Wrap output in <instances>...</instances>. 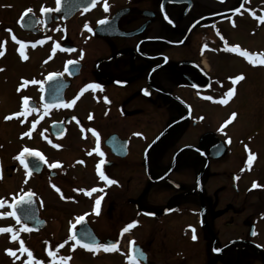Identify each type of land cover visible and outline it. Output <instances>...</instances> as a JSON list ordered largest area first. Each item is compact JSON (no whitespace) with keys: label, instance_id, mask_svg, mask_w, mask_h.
Here are the masks:
<instances>
[{"label":"flooded vegetation","instance_id":"flooded-vegetation-1","mask_svg":"<svg viewBox=\"0 0 264 264\" xmlns=\"http://www.w3.org/2000/svg\"><path fill=\"white\" fill-rule=\"evenodd\" d=\"M78 1L86 10L66 20L54 13L57 0L0 5V89L7 87L4 96L0 92V112L15 105L6 115L21 113L12 125L22 135L30 132L34 142L42 124L49 132L52 123H62L65 135L52 139L70 143L63 149L44 145L66 152L60 154L58 176L76 183L78 217L100 244L116 240L120 247L125 241L128 259L131 248L138 249L144 261L133 264H264V128L241 129L238 135L233 129L244 116L241 100L258 80L252 71L233 85L237 75L222 71L236 55L229 50L230 30H249L248 42L235 44L250 48L260 0H107V12L103 0L95 6ZM42 7L52 11L42 13ZM24 18L29 30L20 26ZM90 84L101 87H86ZM44 87L46 100L56 103L47 108ZM230 88L234 94L221 103ZM42 154V173L57 178L49 176L48 156ZM98 166L117 183L102 181ZM19 169L24 179L36 177ZM92 188L102 191H80ZM34 190L24 193L35 196ZM101 197L97 214L95 200ZM9 213L11 228L28 230ZM106 215L115 217V238L95 223ZM77 222L66 225L62 248L105 254L69 239ZM3 233L9 232L0 237Z\"/></svg>","mask_w":264,"mask_h":264},{"label":"rangeland","instance_id":"rangeland-1","mask_svg":"<svg viewBox=\"0 0 264 264\" xmlns=\"http://www.w3.org/2000/svg\"><path fill=\"white\" fill-rule=\"evenodd\" d=\"M14 0H0V5L2 4H14ZM23 2V1H22ZM260 12L261 16L264 15V0H260ZM15 5V4H14ZM14 8V7H13ZM17 7L13 10L15 11ZM11 23L10 21H8ZM9 27L12 24H6ZM258 30L255 31V36L253 42L249 49L240 48V50H248L249 53L256 54L258 57L264 56V21L260 20L258 24ZM252 30V29H251ZM245 28L240 30H230L231 40L234 43H229L230 46L236 47L237 43L246 44L248 41L244 37L248 36ZM253 32V30H252ZM21 68V66H20ZM254 68L256 69L254 71ZM222 71L226 75H243L250 76L253 71V76L258 80L256 83V88H251L247 99H242L240 107L244 108V116L242 117L241 125L233 128L235 134H239L238 131L241 129L249 130L254 127L264 128V64L257 62L255 65L250 63L245 57L236 53L234 57H229L222 65ZM250 79V78H249ZM248 81V80H246ZM245 81V82H246ZM244 86V83L243 85ZM6 89L0 92L4 93ZM243 90V89H240ZM238 97H240V91L238 92ZM243 97V95H242ZM15 109V105H4L1 107L0 112V202H3V206L0 207V213L5 215L0 218V228L12 227L13 222L6 219L5 216L10 212L9 202L11 199L17 197V195L22 194L27 191L34 190L35 199L37 200L38 207L40 210V217L43 219L46 217L47 221L43 230L40 232H27L22 230H16L19 228L13 227V232L3 234L0 237V264H133L132 260L128 259L127 247L125 246V241L116 251H107L105 254L101 252L95 253H83L78 250H69V247H60L63 245L65 240V229L66 225L71 224L70 222L77 219L78 215L82 212L78 209L75 192V184L63 183L58 174H60V168H63L62 159L66 155V152H62L64 156L60 155L62 153H54L49 151L45 147L44 143L49 145H60V149H63V145L70 143L67 138L64 141H53L52 137L49 135L47 130V125L42 124L37 130L39 133L35 134V142L29 140V136L22 135L23 130L16 128L11 121L4 122L2 117L9 113L11 110ZM217 114V111H213ZM25 147L38 148L43 153L48 156L49 165L52 171L56 173L57 178L49 179L48 174L44 171L42 174L36 176L32 180L24 179L22 171L20 168V159L16 157L19 156L20 152ZM58 148V147H55ZM66 160V158H65ZM7 171H5V168ZM47 174V175H46ZM43 175H45L43 177ZM55 186V187H54ZM60 191H57L56 189ZM75 192V193H74ZM94 221V220H93ZM96 224L100 225L101 232L107 233L108 235L115 238L118 227L115 221V217L112 219L109 215L106 217H99L96 219ZM67 225V226H68ZM70 226H68L69 228ZM16 231H21L19 237L16 240V244L12 242L13 233ZM23 231V232H22ZM7 238H3L6 237ZM21 241H23L24 248L28 249L32 256L31 258L26 251H17L18 247H21ZM64 249H66L64 251ZM11 250V253L9 251ZM64 251V252H63ZM18 252V253H16ZM49 253H52L51 255ZM70 257L68 260H62V257Z\"/></svg>","mask_w":264,"mask_h":264},{"label":"water","instance_id":"water-1","mask_svg":"<svg viewBox=\"0 0 264 264\" xmlns=\"http://www.w3.org/2000/svg\"><path fill=\"white\" fill-rule=\"evenodd\" d=\"M78 0H59V5H57V8L54 10V13L61 14L63 16V19L66 20L67 18H70L73 14L80 10H86L87 7H83V4L79 3ZM167 2H174L179 3L180 0H167ZM49 14V12H48ZM29 22L27 19H23L20 22V26L25 29L29 30L30 27H27ZM30 23V22H29ZM45 92L42 98L43 103H47L46 98L48 96V91L46 87H44ZM49 104V103H47ZM56 103H51L49 105L53 106ZM50 132L52 136L56 139H60L64 136L65 131L62 123H53L51 125ZM26 164H28V168L25 167V164L22 163V166L24 170L29 174H35L40 175L43 169L44 162L39 160V157L29 155V153H24V155L21 157ZM55 173H51L50 177H54ZM23 198V199H22ZM29 194L21 196L16 202L12 204V211L14 214V217L21 223H23L25 226H28L29 229L33 231H41L44 226V220L40 219L39 217V210L37 203L33 197L31 196V202L25 203L23 201L28 200ZM72 235H76L77 239L81 240L80 244L88 243V244H99V239L96 238L88 226L86 221H80L78 223L77 229H75L72 232ZM76 242V240H74ZM113 241L107 240L105 243H112ZM131 255L134 260L144 261V258L142 255H140L138 249L132 248L131 249Z\"/></svg>","mask_w":264,"mask_h":264},{"label":"snow or ice","instance_id":"snow-or-ice-1","mask_svg":"<svg viewBox=\"0 0 264 264\" xmlns=\"http://www.w3.org/2000/svg\"><path fill=\"white\" fill-rule=\"evenodd\" d=\"M98 2V0H92V6H95V4ZM57 4L59 5V0H57ZM102 6H103V8H104V10L107 12L108 11V8H109V5H108V3H107V0H103V4H102ZM49 11H52L51 9H47V8H43L42 7V9H41V12L42 13H44V12H49ZM31 12V9H26L25 10V14H27V13H30ZM259 19L260 20H262V21H264V16H261V17H259ZM107 21L106 20H101V21H99L98 23H100V24H105ZM171 22V21H170ZM85 28H87L89 31H91V28H89V26L87 25V24H85ZM9 32H11V30L9 29L8 30ZM13 39L15 40V37L13 36ZM57 47H58V45H57ZM205 47H206V45H205ZM230 51H236V52H239V54L241 55V56H243V57H245L250 63H252L253 65H255L257 62H259L260 64H264V56H261V57H258L256 54H252V53H249V52H247V51H244V50H240L239 49V47L238 46H236V47H233V48H230L229 49ZM0 54H2V53H0ZM23 55V54H22ZM69 64H71V63H73L72 61H69L68 62ZM52 75H56V74H52ZM51 78V77H50ZM232 79V83H233V85L237 82V81H239V80H242V79H244V76L241 74V75H237L236 77H234V78H231ZM33 83H35L36 81H32ZM26 83H27V81H26ZM86 87H88V88H93V89H97V88H100L101 86L100 85H98V84H90V85H87ZM83 91V90H82ZM234 92H235V89L234 88H230L225 94H224V97L225 98H223V99H221L220 100V102L221 103H227V98H230L233 94H234ZM206 99H209V100H211V99H213L212 97H205ZM24 99V104L25 105H27V103H28V98H23ZM105 100H107V98H105ZM75 101L73 100V102L72 103H74ZM66 107H71V104H67V105H65ZM46 108L47 107H49V106H45ZM30 111L31 110H35V109H29ZM21 113H15L14 115H20ZM27 113H25V115H26ZM237 114L236 113H233L232 114V117H235ZM11 118V116H9V117H6V119H10ZM90 119H91V116L89 117ZM75 119V118H74ZM227 123V122H226ZM35 127V122H33V128ZM222 128H223V126H222ZM93 133H94V135H96L97 136V142L99 141V135H98V133H96L94 130H93ZM24 135H29L30 136V132L29 133H24ZM55 147H60V145H54ZM99 149H98V147H97V151H98ZM24 153H29V155H32V156H36V157H39V160L40 161H43L45 158H44V156L39 152V151H34V150H30V149H28V148H24L23 149V151L21 152V154L18 156V157H16L17 159H21V157L24 155ZM100 155H103V153H100ZM254 155V154H253ZM250 159H251V157H250ZM21 163H24L25 164V167L26 168H28V164H26L25 163V161L23 160V159H21ZM80 163H83V161H80ZM50 166H56V165H50ZM97 171H98V174H99V178L102 180V181H105L107 184H113V183H117L115 180H113V179H110L107 175H105V173L104 172H102V171H100V169H99V166L97 167ZM0 178H2V177H0ZM257 185H256V183L254 182L253 183V187H256ZM55 187V186H54ZM57 191H60L58 188L56 189ZM80 191H85L86 192V194H88V195H91V193L92 192H95V191H102V189H97V188H92L91 190H80ZM33 194H29V198H28V200H26V201H23V202H25V203H30L31 202V196H32ZM23 199V198H22ZM101 199H102V197L101 198H97L96 200H95V211L97 212V214H98V212H99V206H100V202H101ZM3 206V202H0V207H2ZM15 213H9L8 215H14ZM3 215H5V214H3V213H0V216H3ZM83 219H84V217L83 216H81V217H78L77 218V221L78 222H80V221H83ZM19 222V221H18ZM136 223H138V222H136V221H134V222H132V223H130V224H128V225H126L121 231H122V233H124V232H127L130 228H132ZM11 232L12 231V228L11 227H9V228H0V233H2V232ZM253 235H256V232L255 231H253V233H252ZM13 238H15V237H13ZM193 240H195L197 237H196V235H195V230L193 229ZM69 239H72V240H76V243L77 244H80L81 243V240H79V239H77V237H76V235H71L70 237H69ZM63 245H60V247H62ZM83 247L85 248V249H88V250H92V251H97V250H99V249H103L104 251H116V250H118V248H117V242H112V243H104V244H88V243H84L83 244ZM21 249H22V251H26V252H28V255H29V257L31 258V256H32V253L28 250V249H26V248H24V245H23V241H21ZM7 251H9V253L10 254H12L11 253V250H7ZM50 255L52 254V253H49ZM62 260H68V259H70V257H62L61 258Z\"/></svg>","mask_w":264,"mask_h":264}]
</instances>
